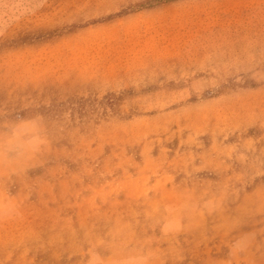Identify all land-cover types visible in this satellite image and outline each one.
<instances>
[{
	"label": "rangeland",
	"instance_id": "obj_1",
	"mask_svg": "<svg viewBox=\"0 0 264 264\" xmlns=\"http://www.w3.org/2000/svg\"><path fill=\"white\" fill-rule=\"evenodd\" d=\"M0 264H264V0H0Z\"/></svg>",
	"mask_w": 264,
	"mask_h": 264
}]
</instances>
